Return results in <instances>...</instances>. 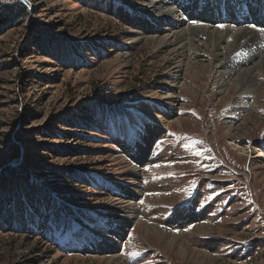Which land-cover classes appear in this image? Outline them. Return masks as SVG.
I'll use <instances>...</instances> for the list:
<instances>
[{"label": "rangeland", "instance_id": "374dc122", "mask_svg": "<svg viewBox=\"0 0 264 264\" xmlns=\"http://www.w3.org/2000/svg\"><path fill=\"white\" fill-rule=\"evenodd\" d=\"M163 1L211 13L188 10L192 29L243 25L256 46L217 64L192 37L188 61L205 65L184 61L175 76L156 0H30L31 14L0 22V264H264V74L261 91L227 94L223 72L264 52V0ZM36 30L78 46L80 61L30 49ZM87 103L84 129L59 121ZM52 173L64 178L54 188ZM25 189L49 196L43 216Z\"/></svg>", "mask_w": 264, "mask_h": 264}, {"label": "bare ground", "instance_id": "6f19581e", "mask_svg": "<svg viewBox=\"0 0 264 264\" xmlns=\"http://www.w3.org/2000/svg\"><path fill=\"white\" fill-rule=\"evenodd\" d=\"M215 4L216 3H214V5L209 8L210 9L209 11H211V12L214 11V8H216ZM233 4H235V3H233ZM185 5H186V3H184L181 6V7H183L182 8V12L174 4L170 5V4H168L167 2H165L163 0L162 1L161 0H156V2L151 7L152 8L151 12L155 13V17L158 20H160L158 22L160 24L164 23L166 25L165 26V28H166L165 31H167V33L165 34V37H164L165 45L168 46V47L170 46V50L169 51H171L172 54L174 55L173 56V59H174L173 63H175V65L172 68L174 70L173 72H175V74H176L175 76H177V73L180 71V67L184 63V61H186V64L188 62L190 63V61H188V59H191L190 58L191 54L188 55V57L186 55V51H187L188 47L190 45L191 46L193 45V47H195L196 50H198V48H201V47H199V45L195 46V44H194L195 41H193L192 37H198V41L201 42L202 47L206 48V50H205L206 52H208V51L211 52V54L213 56V59H214V61L217 64L218 63L220 64V62L225 58V56L228 53H230L231 51L234 52L235 55H238V54L245 55L244 53H246V51H248V48L250 49V47H247V45L244 42H249V43L255 44V46H256V43H257V35H256V33L253 34L252 30H249L247 28H242L243 25H241L240 28L236 27L237 28L236 31H229L228 29L225 30V28H224L226 33H223L221 30L220 31H214V30L210 31V30H207L206 28H203V29L200 28L201 30H196L197 28L192 29L188 25H184L185 21L183 20L182 17H184V14L188 10L190 11V9H191V8L190 9L189 8L188 9L184 8ZM200 7H201V5L199 3V7L198 8L201 9ZM188 13L195 14L194 15L195 17L199 16V17H202V18L211 16V13L207 12L206 9H202V11L200 13L195 12L193 10L191 12H187L186 14H188ZM208 13H210V15H208ZM235 13H237V12L235 11ZM165 17L167 19H165V21L162 20ZM168 17H171V18H168ZM237 20H239V19L237 18ZM229 28H231V27H229ZM229 32L233 34L232 42L226 43V40H227L228 35H229ZM202 36H206V40L205 41H203L201 38H199V37H202ZM239 40L241 42H238ZM258 41H260V39ZM200 42H197V44L200 43ZM238 43H240V44L238 45ZM193 47H192V49H193ZM221 50L222 51L224 50V52H222ZM188 51H190V50H188ZM242 51H243V53H241ZM262 54H258V53L253 54L252 55V59H248L246 62L244 61V62H241V63H237V66H234V67H233V65L231 63L230 64L226 63L224 65L223 68H225V69H224L223 72H224L225 75L226 74L228 75V78H229V76L231 77V73L233 72L232 78L227 79V81L230 80L229 81L230 82V86H229V89L227 91V94L229 93L231 88H233L231 86V84H234L235 86L239 85L240 87L242 86L243 89L245 87L247 89V91H245L244 93H246V92H250L251 93L253 91H261L262 88H260L259 86H261L262 83H261V81L258 80V78H259L258 71L263 72V74H264V55H262ZM256 57H258L259 59L261 58V59L258 60V61H255ZM228 58L230 59V57H228ZM241 59H240V61H241ZM231 62H232V60H231ZM208 63L209 64L212 63L211 60ZM190 64L192 66H194L195 69L198 67L197 65H199L198 68H202L205 65V64H200L198 61L197 62H192ZM206 66H208V64H206ZM195 69H194V71L193 70L190 71V73L192 75L197 73V71ZM228 69L231 70L232 72L230 73V71ZM224 83H226V82H224ZM258 95H260V94H258ZM220 100L224 101L225 99H220ZM251 110L253 111V109H251ZM251 113L252 112H249L248 114H246V117L250 116ZM233 146L235 147V150H237V151L240 150V148L236 144H234ZM257 156L258 157L262 156V154H259ZM152 233L153 234L154 233L158 234L157 232H152ZM182 247H183V245H182Z\"/></svg>", "mask_w": 264, "mask_h": 264}, {"label": "trees", "instance_id": "16d2710c", "mask_svg": "<svg viewBox=\"0 0 264 264\" xmlns=\"http://www.w3.org/2000/svg\"><path fill=\"white\" fill-rule=\"evenodd\" d=\"M27 10L28 9L22 5L11 6V5H8L6 3L0 4V22L6 23L8 21V23H16L17 21L21 20L23 17H25L27 15ZM5 25H7V24H5ZM29 46H30V49H32V47H34L38 51H40V53H42L43 55H49L50 57H52L55 60L65 61V60H63L64 58H66V59L70 58L69 60L67 59L66 62L69 63L72 67L75 66L74 63H77L78 59H79V61L81 59V58H79L80 52H79L78 46H73V45L71 46V45L63 44L62 41L59 39H50V38L42 35L41 32H38L37 30L32 35ZM53 52H55V53H53ZM18 54H19V56L23 55L22 51L18 52ZM85 104H86V102H85ZM92 109H93V104H88V106L82 104L79 113L83 112L84 114H87V116H84L82 119H80V118H77V117L72 116V115H67V117H65L63 120H59V121H62L61 123L67 124V125L63 124V126H66L68 128L75 127V125H79L80 127H78V129L82 130L85 128L87 123L91 120V118L88 117V114L89 115L91 114L90 115L91 117L96 116L94 112L97 109H95V110L94 109L92 110ZM30 116H31V113L29 112L25 116L24 122H26L30 118ZM99 116L101 117V115H99ZM68 117H70V118H68ZM63 121H65V122H63ZM72 125H74V126H72ZM68 128L65 131L61 130L62 132H60V133L61 134H67V135L72 134L73 132ZM78 132L79 131H76V133H78ZM24 170H25V168H23V171ZM25 177H26V175L23 178L25 179ZM51 177H55L50 182L52 188H54V185L59 184V182H56V180L64 179V178H61L59 174H53V173H52ZM68 178L67 179L70 180V183H71V181H75V180L76 181H82V176H81L80 172L74 171V172H72V174H69ZM25 192H26V197L29 199L30 202L33 203V206L35 207L34 212L39 217L43 216L39 210H40V207H45L46 205H48V202L50 200L49 196L46 193H44L43 195H41L39 193H35L34 191H32L30 189H25ZM52 195H53V193H52ZM60 196L61 195H56V193H55L53 195L52 199L53 200L55 199L57 201L58 205H59V202H61L62 204L65 205L66 202L65 201L62 202L63 200L62 201L60 200L61 199ZM65 211H66V209L57 210L53 220L50 219V225L52 228L51 230L53 233L55 231H57V228H56L57 226H55V224H58L59 220L65 221V219L67 217V215L65 214ZM45 213H47V212H45ZM45 220L46 219L44 218V220L42 221L44 225H45Z\"/></svg>", "mask_w": 264, "mask_h": 264}, {"label": "water", "instance_id": "95a60500", "mask_svg": "<svg viewBox=\"0 0 264 264\" xmlns=\"http://www.w3.org/2000/svg\"><path fill=\"white\" fill-rule=\"evenodd\" d=\"M19 4H21L22 6H25L27 9H28V11H29V14H31L32 13V11H33V7H32V3L30 2V0H19ZM22 155H23V153H22V151L20 152V158H22ZM4 167H2V169H3Z\"/></svg>", "mask_w": 264, "mask_h": 264}, {"label": "snow or ice", "instance_id": "6c2138e0", "mask_svg": "<svg viewBox=\"0 0 264 264\" xmlns=\"http://www.w3.org/2000/svg\"><path fill=\"white\" fill-rule=\"evenodd\" d=\"M220 27H223V25H221ZM253 27H255V25H253Z\"/></svg>", "mask_w": 264, "mask_h": 264}]
</instances>
